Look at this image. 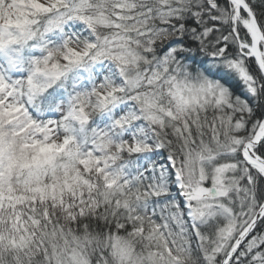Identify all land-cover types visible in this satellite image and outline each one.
<instances>
[{"label":"snow or ice","instance_id":"snow-or-ice-1","mask_svg":"<svg viewBox=\"0 0 264 264\" xmlns=\"http://www.w3.org/2000/svg\"><path fill=\"white\" fill-rule=\"evenodd\" d=\"M0 264H264V0H0Z\"/></svg>","mask_w":264,"mask_h":264}]
</instances>
